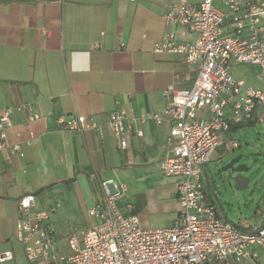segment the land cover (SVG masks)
I'll return each mask as SVG.
<instances>
[{"label": "crops", "instance_id": "obj_1", "mask_svg": "<svg viewBox=\"0 0 264 264\" xmlns=\"http://www.w3.org/2000/svg\"><path fill=\"white\" fill-rule=\"evenodd\" d=\"M176 2L0 0V110L27 105L28 110L12 114L8 136L11 142L15 133L21 140L31 138L22 145V159L5 163L0 157V254L10 252L8 262L14 259L10 248L17 200L24 195H35L37 208L50 213L51 228L59 217L76 212L85 214L88 227L87 211L99 200L100 182L107 180L137 191L151 188L173 202L177 217L175 180H161L160 169L173 122L163 118L160 124L147 120L136 125L143 136L127 135L125 150L104 126L115 109H132L136 116L157 114L164 106V90H184L193 83L197 67L182 55L153 52L168 31L179 44L195 39L191 32L181 37L178 28L164 25L165 9ZM187 2L198 7L202 0ZM257 81L264 78L258 75ZM32 113L39 119L29 121ZM71 116L100 124L102 132L59 130L55 120ZM239 127L224 135L208 165L220 162L231 132ZM205 167L204 183L210 174ZM205 196L217 207L208 192Z\"/></svg>", "mask_w": 264, "mask_h": 264}, {"label": "built area", "instance_id": "obj_2", "mask_svg": "<svg viewBox=\"0 0 264 264\" xmlns=\"http://www.w3.org/2000/svg\"><path fill=\"white\" fill-rule=\"evenodd\" d=\"M162 20L167 28H178L181 37L195 35L193 42L179 44L168 31L153 49L182 55L189 66H196L193 83L184 90H164V106L157 114L136 116L132 109H115L104 126L125 150L127 135L143 136L136 125L147 120L160 124L163 118L173 122L160 169L175 180L177 217L168 226L143 229L130 207L117 205L126 187L102 181L99 200L87 211L90 225L68 235L62 251L50 213L37 208L35 195H24L17 200L14 239L26 264H264V222L242 230L225 221L207 201L203 181V169L225 134L235 126L264 124V88L248 86L230 72V66L248 65L264 78V0H202L198 7L178 0L165 9ZM28 109L23 104L0 110V157L5 163L22 159V145L31 142L21 140L20 133H15V142L8 136L12 114ZM39 117L32 113L29 121ZM55 122L67 133L102 132L100 124L83 116ZM235 148V141L226 146ZM11 259L10 252L0 254V264Z\"/></svg>", "mask_w": 264, "mask_h": 264}, {"label": "rangeland", "instance_id": "obj_3", "mask_svg": "<svg viewBox=\"0 0 264 264\" xmlns=\"http://www.w3.org/2000/svg\"><path fill=\"white\" fill-rule=\"evenodd\" d=\"M214 6H217L216 1ZM230 72L236 79L240 78L248 85L264 88V82L257 81L259 71L255 67L230 66ZM231 139L236 142L237 148L227 150L216 166L210 164L205 167L207 172L210 170V174L207 173L204 189L216 203L225 221L246 230L249 224L264 222V124L241 126L231 132ZM238 158L240 165L247 169L244 177L250 180L248 188L244 191H234L233 184L218 174L220 168ZM150 189L137 191L128 186L126 193L117 201V205L121 209L129 206L143 229L170 225L176 215L173 202L160 198ZM58 214H62L61 211H58ZM86 227L87 220L85 214L83 216L81 212H76L72 217H59L52 227L57 234L58 248L65 251L67 236ZM10 250L14 259L3 264H26L22 248L15 240Z\"/></svg>", "mask_w": 264, "mask_h": 264}, {"label": "water", "instance_id": "obj_4", "mask_svg": "<svg viewBox=\"0 0 264 264\" xmlns=\"http://www.w3.org/2000/svg\"><path fill=\"white\" fill-rule=\"evenodd\" d=\"M240 158L235 159L218 170L224 180L233 184L234 191H244L248 188L249 179L245 178L242 173L247 172L244 166L238 165Z\"/></svg>", "mask_w": 264, "mask_h": 264}, {"label": "flooded vegetation", "instance_id": "obj_5", "mask_svg": "<svg viewBox=\"0 0 264 264\" xmlns=\"http://www.w3.org/2000/svg\"><path fill=\"white\" fill-rule=\"evenodd\" d=\"M241 163L239 162L238 165H240ZM221 176L222 179H224V177H222V174H219ZM243 176H245V173H242Z\"/></svg>", "mask_w": 264, "mask_h": 264}]
</instances>
